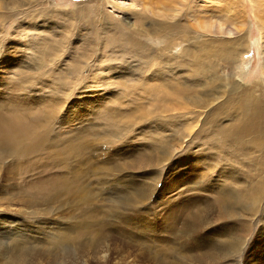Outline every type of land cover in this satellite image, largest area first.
Here are the masks:
<instances>
[{
  "label": "bare ground",
  "instance_id": "6f19581e",
  "mask_svg": "<svg viewBox=\"0 0 264 264\" xmlns=\"http://www.w3.org/2000/svg\"><path fill=\"white\" fill-rule=\"evenodd\" d=\"M128 1L125 0L121 4L114 1L115 5H112V8L115 9V14H118L117 18L110 14L112 20L93 18L91 24L95 33L100 30L106 32L104 37H99L97 43V45H102L104 42V45L92 50L88 55L84 54L83 61L80 45H84V42L75 46L77 38L87 35L82 30L84 28L86 30L88 27L79 25V22L83 23L84 21L80 18L82 15L79 13L83 10L80 9L75 13L61 11L55 15L47 10L42 0H3V6L0 7V33H2L0 36V93L1 95L4 93L3 100H0V165L7 159L15 160L19 167L28 174L27 168L22 167V160L32 155L43 154V160L47 162L46 154L51 158V163L58 166L59 170H64L65 173L68 162L74 157L79 163L84 161L83 156H77V153L92 156L97 137L105 144L113 145L114 142L118 143L123 140L122 134L135 133L136 126H141L140 128L143 130L141 151L134 153L138 154L137 159L135 158L136 162L128 165L123 164L120 160L121 163L112 165L111 169L118 170L127 167L128 170L133 171L146 169L155 171L156 167L161 169L172 161L174 164L175 158L182 151L192 148L193 143H199L201 149L197 151L196 159L199 162H209L208 164L212 165L210 174L211 171L214 173L218 168L222 169L225 174L221 188L207 190L209 186L206 187L207 185L203 184L208 175H204L194 182L197 172L193 170L197 167L190 166L189 170L184 171L187 173L179 182L183 180L182 182L188 184H185V188L191 201L183 202L181 200L180 205L176 204L178 207L174 205V211L163 213V210L165 212L167 210L165 206L168 200L164 194H157L159 197L155 198V203L158 204L159 215L162 219H158V223L152 224L145 222L143 217L142 221L138 222L132 216H127L129 214L127 209L132 212L137 210L136 215H140L141 212L136 206L142 207L143 204L154 202L151 200L156 196L154 194L160 176L156 172H149L150 174L145 175L147 181L144 184H136L135 187L130 183L120 184L121 187L115 197L119 200L108 210L111 220L119 219V225L117 223V225L111 226L107 223L109 218H103L102 215L95 212L92 214L90 208L84 207L81 211L83 218L80 217L77 224L69 225L70 219H68L64 227L55 225L40 227L41 229L36 233L44 237L41 239L43 247L39 251L41 256L39 258L48 259L50 257L48 264H149L147 258L150 255H157V260L163 258L170 260V257L175 258L179 255L182 259L183 254H179L180 250L178 251V249L183 246V243L192 242L193 246L190 251L192 261L203 264L222 263L241 252L245 247V242L251 237L253 228L250 223L245 221L255 216L264 215V100L259 96L256 97V92L259 89L244 90L238 85H235L232 88V93L229 94L230 78H228V74L225 82H220L216 88L213 85L217 82L214 81L217 80V75L212 71L214 69L211 65L212 61L227 60V58L237 55V58H234L235 62L237 61V72L238 74L244 72L246 60L242 57L243 54L239 57L242 50L240 51L236 46L238 50L228 52V48L224 47L225 42L221 40L224 36L239 33L240 28L238 26L228 28L223 21H220L221 19L213 21L214 17L213 19L212 16L209 17L208 11L206 13L207 2L198 4L196 2L198 8L193 12L191 7L193 8L194 3L191 1L143 2L140 3L141 10L134 9L135 4ZM262 2L264 0H261ZM211 5V7H215L213 4ZM186 7L192 11L190 17L186 18L187 21L181 17V13ZM122 9L130 10L136 16L134 23L129 27L125 25L128 20L120 16L124 12ZM18 10L21 11L18 14L21 15L18 18L20 28L27 29V26L31 28L24 30L22 34L15 33L14 36L9 37L7 35L9 32L3 31L4 24L13 18L16 12H19ZM98 10H100L99 7L95 6L91 15L92 13L95 15ZM235 10L236 6L231 4L227 10L229 15H226H232L234 26L243 17L242 14L239 18ZM235 14L237 18L234 17ZM23 17H27V20L31 19V22L22 21ZM86 17L88 18V16ZM105 18L107 17L105 16ZM127 19L129 18L127 17ZM60 22L66 24V30L69 31V33L66 32L64 45L58 38L60 34L57 27L61 26ZM261 22L264 25V22ZM74 24L79 26H77L79 31L75 28L71 29L75 26ZM36 25L40 27L43 25L42 33H39ZM44 26L46 28H43ZM61 28L63 27L61 26ZM116 28L120 31L118 35L113 31ZM88 31L91 32V30ZM80 32H83L84 35L82 36L83 33ZM214 34L219 38L214 37ZM240 39L241 37L237 36L230 42L240 43ZM119 40L121 43L118 42ZM92 44L96 45L95 41ZM179 46H182V49L180 52H176ZM220 50L227 52L215 59ZM34 60L42 62L38 63L36 68H31V62ZM90 62L96 63L99 73L103 72L100 75L107 78H112L115 73L120 74L118 77H121L124 84L134 79L133 76L139 68L142 69V82H135L127 88L124 87V92L117 85L119 90H114L111 95L114 96L112 99H116V101L123 99L122 102L131 104L132 106L129 108L138 111L137 114H141V117L144 118L143 121L138 123L135 121V115L124 114L125 111H123L124 113L118 111L120 115L117 116L108 115L103 111L102 97L99 92L95 89L92 92L85 91L92 86V83L89 82L90 78L84 81L85 77H82L85 72L89 77L92 74L90 69L86 68ZM2 68L7 75L10 73V77L1 72ZM88 69L89 71H87ZM195 78L202 79L203 82L198 80L194 82ZM4 80L10 85L12 83L19 87L21 92L31 91L34 85L46 84L43 81H47L53 91L61 90L62 95H68L67 90L78 82L79 86L73 93L79 88L85 91L82 94L78 93L79 96L81 94V96L88 97V99L84 98L80 101V106L82 107V103L84 107L91 105V110L97 111L98 115L103 114V118L107 121L105 133L99 135V131L96 132V127L83 124L88 117V113L85 111H80L81 117H75L74 113L79 111V106L76 103L79 99L72 100L75 98H70L68 102L71 105L66 107L67 111L64 114L76 118L79 124L74 128L67 127L64 130V125L69 123L70 118L59 116L57 123L64 122L61 124L63 130L50 135L45 125L37 122L34 117H32L34 122L31 123V117L23 114L22 111L25 110L23 108L27 109L29 106L28 101L23 99L20 102L24 104L20 105L17 97L10 96L14 93L7 87L3 88ZM194 83H198L197 87L192 85ZM217 83L219 84V82ZM242 83L244 84V82ZM10 85L8 86L10 87ZM261 95L264 96V88L261 90ZM217 99L218 102L215 103ZM66 104L65 101L60 105L64 108ZM48 106L54 111L59 107L54 100L49 102L46 111H50ZM9 116L12 117L6 118ZM41 117V113L38 112V118ZM49 137H56V139L52 138L54 140L52 141ZM144 149L147 153H142ZM190 154L192 153L190 152ZM130 156L132 157V155ZM197 160L195 165L199 163ZM183 161L185 160L183 159ZM47 165L49 164L47 163ZM86 166L84 164L81 167L85 168ZM177 166L174 165V168ZM43 171L38 167V174ZM89 172L92 170L89 169ZM85 173L86 170L74 171L71 177L64 175L58 180L54 177L50 182L47 179L44 180L43 177L32 176V179L24 180L23 184L20 183L18 177V186L16 184L15 188L14 184H10L12 187H8V189L17 196L27 192L26 195L30 200L29 207L36 209L32 213L50 214L57 209L56 206L50 205L56 202L54 200H57L61 195L66 196V199L71 198L70 203L65 202L64 208L73 204L75 195L79 204L90 203L92 194L88 191V188L91 189L90 185L86 184V180H84ZM9 175L8 177H10ZM96 178L104 182L103 175L97 173ZM119 180L121 181L123 178H119ZM45 181L49 184H46ZM24 184H26L25 188ZM236 186H239V190L234 188ZM176 187V190H179L182 185L178 184ZM84 188L87 197L84 195ZM206 190L210 194L214 193L213 201L203 202L199 199L202 196H198L199 194L207 196ZM12 195H9L8 198H11ZM112 202L114 203L116 200ZM12 205L0 204L1 214L10 207L17 209ZM43 205L44 209L41 208ZM122 210L128 214L123 216ZM11 222H13L12 219L4 217V215L0 217V227L6 223L11 225ZM220 222H234V224L233 226L214 228L213 225ZM263 235L264 233L261 232L259 237H254L255 244H250L248 248L252 249L247 256L249 259L250 255H254L257 251L254 258L260 264H264V256H258L261 252L257 248V243L264 244ZM165 237H170L172 240H165ZM38 239L36 238L35 241ZM17 241L13 240L9 245L4 240L0 241V260L3 258L6 260L0 264H32L29 263L30 260L34 261V264L41 263V259H35L34 256L36 244L31 243V258L26 259L24 258L26 250H23L21 245L28 242ZM118 242L134 249H124L121 244H117ZM174 242L178 247L174 245ZM112 244H115L113 253ZM62 246L65 257L60 254ZM42 263L45 264V262Z\"/></svg>",
  "mask_w": 264,
  "mask_h": 264
},
{
  "label": "rangeland",
  "instance_id": "374dc122",
  "mask_svg": "<svg viewBox=\"0 0 264 264\" xmlns=\"http://www.w3.org/2000/svg\"><path fill=\"white\" fill-rule=\"evenodd\" d=\"M114 1H116V2L118 1L120 4L122 2H125V0H42V2H44V4H45V7L47 8V10H50L49 12H51L52 14H55V15L61 11H70V12L75 13L80 9H81V11L83 10L82 12H79V13H81V15L83 17V18L82 17H80V18L84 19V21L82 20L83 23L79 22V25H83L86 28L88 27L87 29L91 30V32L89 33V31L87 29H86L87 30L86 31L84 28L82 31H84V33L87 34L88 36L85 35L83 38H77L75 40L76 41L75 46H77L78 44H81V42H84V45H80V49H81L80 53L83 56V61L85 59L84 54L88 55V54H90V52L92 50L96 49L97 47L104 45V42H102V45H97V43H98L99 37H104L106 32L105 31L103 32V30H100L97 33H95L96 31L94 29H92L91 22L97 18L98 19L103 18V19H108V20H112L113 19L112 17L117 18L118 14H115V12H114L115 9L112 8V5H115ZM149 1L155 2L156 0H148V1L147 0H132V1L129 0L128 2H132L135 4V8L134 7H132V8H134V9L137 8V10H141L140 3L149 2ZM163 1L164 2L165 1L166 2H184V1L190 2L191 1L194 3L193 8L191 7V9H193V12H195L196 9L198 8L197 4L199 2H207L206 5L208 6V8L206 9V13L208 11L209 14L207 13V15L209 17L212 16L211 17L212 19L214 17L213 21L216 22V21H219L221 19L220 21H223V23H225V25L228 26V28H230V27L235 28L238 26L240 28L239 33H237L235 35L233 34V35H229V36H224L221 38V40L223 42H225L224 47L226 49L228 48L227 49L228 52L236 50L237 49L236 46L239 47L240 51L242 50V52L239 53L240 54L239 57H241V55L243 54L242 57L245 58V60H246V62L244 63V68H245L244 72H242L240 74H238V72H237V68H236V66H237L236 62L237 61L235 62V59L237 58L236 54H235L236 56H234L233 58L232 57L227 58V60L226 59H223V60L217 59V60H215L216 62L212 61L211 65L214 67V69H212V71L214 72V74L217 75V80H214V81L219 82V84L217 82L215 84H213L214 88H216V86H219L220 82H225L227 80L226 77L228 74V78H230L229 94L232 93V88L235 85H238L239 88H242L244 90L259 89L256 92V94H257L256 97L259 96L264 100V96L261 95V90H263V88H264V85H263L264 84V38H263V36H264V25L261 22V21L264 22V2L261 3V0H206V1L205 0H200V1L199 0H163ZM196 2H197V4H196ZM112 3H114V4H112ZM211 4H213V6H215V7H211L212 6ZM231 4H234L236 6L235 11L238 13L239 18L243 14V17L240 18V22H242V23L236 22L237 24L235 23L236 24L235 26H234V19H233L232 15L226 16L228 14L227 10L230 8ZM95 6H98L100 10H98L95 13V15H94V13H92V15H91V12L95 9ZM209 7H211V8H209ZM191 9H189V7L187 9V7H186L185 10L183 11V13H181V15H182L181 17H183V20H186L187 17L188 18L190 17L189 15L192 14L191 13L192 11H190ZM225 9H226V11H225ZM90 10H92V11L90 12ZM125 10H123L124 12H122L120 16H121V18L125 17L126 20H128V23L125 25H126V27H129L134 23L136 16L130 10H127V11H125ZM18 11L19 12H16L15 15L13 14L14 15L13 18H11L8 22H6L4 24L3 31L9 32V34H7V35H9V37L14 36L15 33L22 34L24 30L31 28L29 26H27V29L20 28L19 23H18V18L21 15H18V14L21 11L20 10H18ZM110 11H111V13H110ZM244 14H245V16H244ZM101 15L102 16L104 15V16L102 17ZM86 16H88V18ZM105 16L107 18H105ZM127 17L129 19H127ZM234 17L237 18V15L235 14ZM85 18H87V19H85ZM24 19H26V20H24ZM28 20H27V17H23V19H22V21L30 23L31 19H28ZM259 20H261V21H259ZM41 21H43V20H41ZM41 23L46 24L45 22H41ZM104 24H106V23H104ZM60 25L63 28H61V26H59V28L57 27V29H58L57 31L60 34L58 36V38L60 39V41H62L61 43L64 45V41L66 40V32L69 33V31L66 30V27H67L66 24H64L63 22H60ZM36 26L39 29V33H42L43 32L42 30H44V29H41L43 25L41 27L38 25H36ZM77 26L78 25H75L71 29L73 30L75 28V29H77V31H79L78 30L79 26L78 27ZM90 27H91V29H89ZM1 28H2V26H1ZM43 28H46V27L44 26ZM114 29H113L114 33H117V35H118L120 33L119 29L118 28H116V30H114ZM117 29H118V31H117ZM64 30H66V31L64 32ZM80 33H83V32H80ZM84 33L82 34V36L84 35ZM215 34L213 36L216 38H219ZM1 35H2V33H0V36ZM237 36L241 37L240 43L235 42L233 44L232 42H230V41L235 40V38ZM92 38H93V40H92ZM62 39H64V40H62ZM94 41H95L97 46L95 44H92ZM118 42L121 43L120 40ZM214 44H217V43H214ZM240 44H241V46H239ZM220 46L222 47V44ZM220 46H217V47H220ZM241 47H243V48H241ZM181 49H182V46H179L177 48L176 52H180ZM246 50H247V53L244 54V52ZM220 52L218 53L217 57L215 56V59L218 58V56L224 55L223 53L227 52V51L220 50ZM40 62H42V61L34 60L31 62L30 67L36 68L37 64ZM86 68H89L90 71L92 72V74L89 77L88 73L85 72L82 74V77H85L84 81H86L90 78L89 82L92 83V86H91V88H89L85 91L92 92V90L95 89L97 92H99V94L102 97V104H103V109H104L103 111H105L108 115H112V116L120 115V114H118V111H121V112L125 111V113L123 112L124 114L135 115L136 116L135 121H137L138 123L143 121L144 118L141 117V114H139V113L137 114L138 111H135V110L133 111V108H129L130 106H132L131 104H129L128 102H126V103L122 102L123 99L116 101V99H112V97H114V96L111 95L114 93V90L120 89L122 92H124V87L127 88V86L133 85L135 82H142L143 74H142L141 68H139L138 72L133 76L134 79H131L129 82H127L125 84L122 82L121 77H118L120 75L118 73H115L112 76V78H107L106 76L100 75L103 72L99 73V68L97 67V64L94 62H90V65H88ZM89 69L87 71H89ZM182 69H184V68H182ZM1 72L5 76L10 77V73L7 75L5 73V71L3 70V68L1 70ZM16 78H18V77H16ZM16 78H13V79H16ZM101 79H102V81H100ZM137 79H140V80H137ZM143 79H146V78L143 77ZM197 80L200 82H203L202 79H198V78H195L194 82ZM43 82L46 84H36L33 86L31 91L24 90L21 92L19 87H16L14 84L12 85V83L10 85L9 82H6L4 80L3 88H6V87L9 88L14 93L10 96L17 97L19 102L23 99H26L28 101L27 103L29 104V106L27 109L23 108V109H25L22 111L23 114L30 116L31 117L30 119H32V117H34V118H36L37 122H39L42 125H45L48 128V132L50 133V135L57 134L59 130H63L61 128V124L64 122L57 123L59 116H63V118H70L69 123L64 125V130H66L67 127L74 128L75 125L79 124L78 120L76 118H71V117H68L67 115L64 114V112L67 111L66 107L71 105L70 102H68L70 98L71 99L75 98L72 100L79 99L78 101H76V103L79 106L78 107L79 111L74 113L75 117H78V118L81 117L82 113L80 111H85L86 113H88V117L84 121L83 124L84 125H86V124L87 125H93L94 127H96L97 130L96 129L95 130H96V132L99 131L98 132L99 135H103L105 133L104 130H106V128H107V121L103 118V114L100 113L98 115L97 111L91 110V105L84 107V105L82 103V107L80 106L81 100H83L84 98L88 99L87 96H81V94L85 93V91H83L82 88H79L75 93H73L76 90V88H78V86H79L78 82H77L78 84L76 83L71 89L67 90V92L69 93L68 95H62L63 92L61 90H58L56 92L53 91L52 87L49 86L50 85L49 82L48 83H47V81H43ZM242 82H244V84ZM197 84L198 83H194L192 85L197 87ZM241 84H243V85H241ZM8 85H10V87ZM117 85H118L119 89H118ZM212 90H215V89H212ZM79 92L81 93L80 96L78 95ZM0 95H1V93H0ZM3 95H4V93L0 96L1 101L4 98ZM53 100L57 103V107L62 102H65V101L67 102V104L64 108H62L60 105L58 107V109L55 111L53 109H51V107L48 106V109L50 111H46L47 105L49 104V102H51ZM18 101H17V103H18ZM217 102H218V99H217V101H215V103H217ZM22 104H24V103L20 102V105H22ZM38 112L41 113V116H42L41 118H38ZM11 117L12 116H9L6 118H11ZM225 121L227 122V120H225ZM33 122L34 121L32 119L31 123H33ZM103 125H104V127L102 128ZM140 127L141 126H136L135 133L131 132V134H130V133L126 132L125 134H122L123 140H121L118 143L114 142L113 145H107L104 142L100 141L99 137H97V139H96L97 143L95 146V150L91 149V150H93L92 156L77 153L76 154L77 156H83L84 161L79 163L76 161V157H74L72 160H70L68 162L67 168L65 169V173H64V170H59L58 166L51 163V158L47 157L46 154H45V157H46L47 162L45 160H43V157H44L43 154L32 155V156L26 157L22 160V167L25 169L27 168L28 174L19 167V165L17 164V162L15 160L13 161L11 159H7V160H5V162H2V164L0 165V204L1 205H4V204H11L12 205L13 204L14 206L12 205V207H16L19 211L15 208L10 207L5 213L1 214V212H0V217L4 215V217L12 219V221H13V222H11L12 223L11 225L6 223V224L2 225V227H0L1 228V230H0V241L4 240V242L8 243L7 245H9L11 243V241H13V240H18V241L22 240V242H24V243L28 242L25 244L22 243V245H21L22 249L26 250V251H24V258H26V259L31 258V256H30V249H31V245H32L31 243L36 244V248H35L36 252L34 253V256L36 257L35 259H41V263H39V264H44L42 262H45V264H48L50 262V261H48V260H50V257L48 259H44V257L39 258V257H41L39 255V251H41L42 247H43V244H42L43 241L41 239L44 236L43 235H37L38 233H36V231H39L41 229L40 227H42V228L46 227V225H55L58 227H61V226L64 227L67 224L66 222H68V219H70V222H68L69 225L73 224V223L77 224V221H79L81 219L80 217L83 218V216H81V211L83 210L84 207L90 208V211L92 212V214H94V212H95L96 214L102 215L103 218H106V219L109 218V220H107V223H109L111 226L117 225V223L119 225V219L115 218V219L111 220V218L109 217L110 214H109L108 210L111 208V206H113V204L115 205L118 202L117 200H119L118 198H115V197L117 196V192H119L118 190L121 187L120 184L124 185L125 183H130L131 186L133 185L135 187L136 184L141 185V184H144L145 181H147L145 178V175H148L147 173H149V172L150 173H152V172L158 173V175L160 176V180L158 181V184L156 186L157 189L155 191L156 193L154 194L156 196L151 200L152 202L153 201L154 202L151 204H149V203L143 204V205H141L142 207L136 206L138 208V210H140V212H141L140 215H138V214L136 215L137 210L132 212L131 210L127 209L129 214L126 213L124 210H122L123 214H124L123 216L128 214L127 216H132V218L136 219L138 222H141L142 218L144 217L145 222H151L152 224L158 223V219L159 220L162 219L159 215L160 209L158 208V204L155 203V198L157 196L159 197V195H157V194H160V193H162L161 195L164 194L166 199L168 200V202L166 203V206H165L167 210H166V212H165V210H163V213H167L170 210L174 211L175 210L174 205H175V207H178L176 204L180 205L182 203V201L183 202H186L188 200H189V202L191 201L190 195L187 193V190L185 188V186L188 184L185 182H182L183 180L181 182H179L180 179H182L185 176L184 174L187 173L184 171L189 170L190 166L194 165L197 167L193 170V171L197 172V176H196L194 182H197V180L201 179L204 175H206V176L208 175L205 183L203 184V185H207L206 187L209 186L207 190H209V188H214V190L221 188V185L224 183V180H225L224 179L225 174L223 173V170L219 169V168L214 173H213V171H211V174H210V167H212V165L208 164L209 162H204V161L199 162V160L196 159L195 155H197V151L199 149H201L199 143H193L194 145L192 148H190L189 150L182 151L180 153V155H178L175 158L174 164L172 161L171 163H169V165H166V166L164 165L161 169L156 167L154 169L155 171H153V169H146L144 171H139V170L133 171V170H128L127 167H124V168L118 169V170H116V168L111 169L112 165H116L117 163H121V161L123 162V164H128V165L136 162L138 154L136 155L134 153L135 152L140 153V151H141L140 148L142 147L141 141L143 139L142 138L143 130ZM52 138L56 139V137H52ZM52 138H50V139L52 141H54ZM134 140H136V141H134ZM143 141L146 142L145 140H143ZM127 142H128V144H127ZM130 143L132 144V146ZM60 145H63V144L60 143ZM120 145H121V147H120ZM100 148H102V149H100ZM187 152H188V154H187ZM190 152L192 154H190ZM142 153H147L146 149L142 150ZM130 155H132V157ZM207 155H209V154H207ZM129 158L132 160V162ZM183 159L185 161H183ZM196 160H197V163L199 162L198 165L194 164ZM205 160L210 161L209 159H205ZM47 163L49 165H47ZM84 164H86L87 166L85 168L81 167ZM174 165H178L177 166L178 170H177V168H174ZM38 167H40L41 169L44 170L41 174L37 173ZM179 167H180V170H179ZM89 169H91L92 172H89ZM81 170H84V171L86 170V173H85L86 176L84 177V180H86V184L90 185V188L92 189L91 190L88 188V191L92 194L91 195V201L89 204H85V203L79 204L78 198L75 195L74 199H73V204L68 208H64L65 202L70 203L71 198L66 199V196L61 195L60 197L57 198V200L56 199L54 200L56 202H54L52 205H50V206H56L57 207V209L54 212H52L50 214H41V213L40 214H37V213L34 214L32 212L36 211V209L29 207L28 202L30 200L28 199V197L26 195V194H28L27 192H24L22 195L17 196L11 190L8 189V187H12V185H10V184H14L15 188H16V184L18 186V183H19L17 181L18 177H19L21 184H23L24 180L32 179V176L33 177H43L44 180L47 179L50 182L51 179L54 177H56V180L60 179L64 175L71 177L73 175L74 171L78 172ZM124 170H126V171H124ZM22 172H23V174H22ZM24 172H25V174H24ZM144 172H146V173H144ZM97 173H99V175H103L104 182L102 180L96 178ZM8 175L10 177H8ZM177 177L179 180L177 179ZM119 178H123V180L120 181ZM134 180H136L137 182ZM139 182H141V183H139ZM45 183L49 184L47 181H45ZM178 184L182 185V188L179 190H176V188H177L176 186H178ZM24 185H25L24 186V188H25L26 184H24ZM234 188L239 190V186H236ZM207 190L205 191L207 196H205V194H199L198 195V196L202 195L199 197V199L203 202L207 201V200L213 201V194L214 193L210 194ZM176 191H178V192H176ZM11 194H13L11 196V198H8V196ZM84 195L87 197L85 188H84ZM28 196H30V195H28ZM193 197L194 196L192 195V198ZM177 199H178V201H177ZM199 199H198V201H199ZM115 200H116V202L113 203L112 201H115ZM40 207H39V210H41V208L44 209L45 206L43 205L41 208ZM60 218L62 220H59ZM14 220H15V222H14ZM111 222H112V224H111ZM245 222H247L248 224L250 223L251 227L253 228V231H252V235L249 238V240L246 239L247 241L245 242L246 244H245L244 249L238 253V254H240L239 256H238V254H236V255L224 260V262L219 263V264H260L254 258L255 257L254 255L257 253V251H256V253H254V255H252V256L250 255L249 259L247 258V256H248V253L252 249V248H248V247H250L251 243L255 244L254 237L256 236V238H257V237H259L258 235L261 232L264 233V215L255 216L254 218L248 219ZM233 224H234V222L233 223L232 222L231 223L220 222V223L214 224L213 226H214V228H216V227L223 228L226 226H233ZM107 227H109V226H107ZM258 232H259V234H258ZM36 238H39V239L37 241H35ZM164 239L170 240L171 238L165 237ZM119 241H123V240H119ZM162 242H165V241H162ZM117 244L118 245L121 244V247H123L124 249H130V250L134 249V248L126 247L124 244L119 243V242ZM257 244H258L257 248L260 249V252H261L258 254V256H261V255L264 256V254H262V253H264V244H261V243H257ZM174 245H176L178 247L176 242H174ZM114 246H115V244L111 245L112 253L114 251V249H113ZM179 246H180V244H179ZM192 246H193L192 242L183 243V246L182 247L180 246V249H178V251L180 250L179 254L180 253L183 254L182 259H181V256L179 255V256H176L175 258L170 257V260H167L164 258L157 260V255H150L151 257L149 256V258H147V263H149V264H173V263H176V264H203L202 262L192 261V257L190 255V251L192 250ZM253 247H254V245H253ZM63 249L64 248L62 246L61 250H60V254H62L63 257H65ZM150 254H152V252H150ZM153 258L156 260L154 261ZM185 258H187V260H185ZM5 261L6 260L3 258L2 260H0V263H4ZM33 262L31 260L29 261V263L34 264ZM253 262H255V263H253Z\"/></svg>",
  "mask_w": 264,
  "mask_h": 264
},
{
  "label": "clouds",
  "instance_id": "9594fccd",
  "mask_svg": "<svg viewBox=\"0 0 264 264\" xmlns=\"http://www.w3.org/2000/svg\"><path fill=\"white\" fill-rule=\"evenodd\" d=\"M3 6V0H0V7Z\"/></svg>",
  "mask_w": 264,
  "mask_h": 264
}]
</instances>
